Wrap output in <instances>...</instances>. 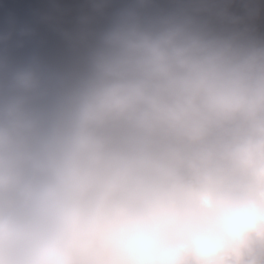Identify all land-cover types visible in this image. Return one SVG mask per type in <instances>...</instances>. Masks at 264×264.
<instances>
[{
	"label": "clouds",
	"instance_id": "9594fccd",
	"mask_svg": "<svg viewBox=\"0 0 264 264\" xmlns=\"http://www.w3.org/2000/svg\"><path fill=\"white\" fill-rule=\"evenodd\" d=\"M0 264H264V0H0Z\"/></svg>",
	"mask_w": 264,
	"mask_h": 264
}]
</instances>
